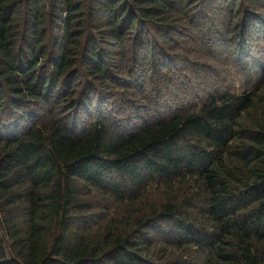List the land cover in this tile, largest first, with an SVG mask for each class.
<instances>
[{"label":"trees","instance_id":"trees-1","mask_svg":"<svg viewBox=\"0 0 264 264\" xmlns=\"http://www.w3.org/2000/svg\"><path fill=\"white\" fill-rule=\"evenodd\" d=\"M0 264H264V0H0Z\"/></svg>","mask_w":264,"mask_h":264},{"label":"rangeland","instance_id":"rangeland-1","mask_svg":"<svg viewBox=\"0 0 264 264\" xmlns=\"http://www.w3.org/2000/svg\"><path fill=\"white\" fill-rule=\"evenodd\" d=\"M228 8L223 7V9L222 8L218 10L214 9L212 11L211 19L213 20L211 21V23L214 25L213 27L215 31L221 28L222 23L224 22L226 17L229 16ZM199 27L201 30L202 29L204 30L205 28L200 24H199ZM201 43L202 42H200L199 40L196 43V45L200 46ZM205 45H207V51L209 50L208 51L209 55L214 54V55H210L211 59H209V61L211 60L214 61L215 57H217V59L219 60L215 62L217 65L216 69L219 71L218 68L221 67L222 65V59H225L223 54L221 53L225 49L224 47L226 46V42L224 40H221L220 37H214L213 39L206 40ZM192 60L193 62L200 63L199 58H196L195 56L192 57ZM177 63H178V66L176 67V69H178L177 70L178 73H181L184 78L183 79L178 78L177 82L174 84V87L177 90H173L172 87H168L167 88L168 90L165 91L161 95L160 97L161 99H159L160 103H157L156 106H153V107L151 106L152 108L151 107L149 108V104L146 101V103L144 104L147 105L146 106L147 109H150L148 113L143 112L144 111L143 108H140L142 109V113H140V112L135 111L133 106H131V108H128L127 106H124V104L117 102L119 105V110H118L119 114L126 115V116L130 114L129 116L130 119L127 121V124L129 123V124H132L131 126H133V124L139 123L140 121H144L145 118L152 119L153 117H156L157 115L164 116L166 114H170V112L176 107L177 104L188 103L190 101H193L195 97H198V96L201 98L204 90H212L218 87L223 90L231 89L233 91L239 92L242 89L243 81L239 75L238 69L232 68L231 74L227 76L224 73L223 75H220L221 74L220 72L218 73V75L216 74V72L207 73L203 68H200L199 65H195V66L192 65V66L187 67L185 65L183 66L181 62H177ZM208 64L212 65L211 62H208ZM150 82H151V79H148V82L145 84H149ZM149 87L150 86H146V88H144L145 93L147 92L150 93ZM131 90H134V89H131ZM174 96H176L175 99H174ZM200 98L198 102L200 101ZM142 104L143 103H141L139 107H141ZM103 108L106 109L107 107L104 106ZM108 110L111 111L110 109ZM119 119L122 122L125 121L123 120V117L121 116H119Z\"/></svg>","mask_w":264,"mask_h":264}]
</instances>
